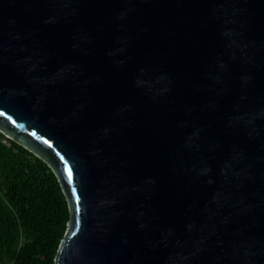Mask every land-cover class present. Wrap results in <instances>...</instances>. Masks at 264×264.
Wrapping results in <instances>:
<instances>
[{
    "label": "water",
    "instance_id": "95a60500",
    "mask_svg": "<svg viewBox=\"0 0 264 264\" xmlns=\"http://www.w3.org/2000/svg\"><path fill=\"white\" fill-rule=\"evenodd\" d=\"M0 132L65 195L53 264H264V0H0Z\"/></svg>",
    "mask_w": 264,
    "mask_h": 264
},
{
    "label": "trees",
    "instance_id": "16d2710c",
    "mask_svg": "<svg viewBox=\"0 0 264 264\" xmlns=\"http://www.w3.org/2000/svg\"><path fill=\"white\" fill-rule=\"evenodd\" d=\"M68 219L52 169L0 132V264H53Z\"/></svg>",
    "mask_w": 264,
    "mask_h": 264
},
{
    "label": "snow or ice",
    "instance_id": "6c2138e0",
    "mask_svg": "<svg viewBox=\"0 0 264 264\" xmlns=\"http://www.w3.org/2000/svg\"><path fill=\"white\" fill-rule=\"evenodd\" d=\"M71 174L69 173V176H70Z\"/></svg>",
    "mask_w": 264,
    "mask_h": 264
},
{
    "label": "rangeland",
    "instance_id": "374dc122",
    "mask_svg": "<svg viewBox=\"0 0 264 264\" xmlns=\"http://www.w3.org/2000/svg\"><path fill=\"white\" fill-rule=\"evenodd\" d=\"M6 142V141H5Z\"/></svg>",
    "mask_w": 264,
    "mask_h": 264
}]
</instances>
